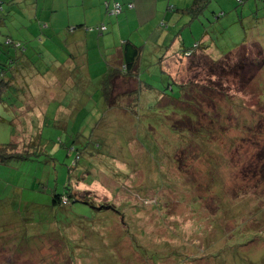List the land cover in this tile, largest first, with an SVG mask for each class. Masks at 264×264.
I'll return each mask as SVG.
<instances>
[{"label":"rangeland","instance_id":"obj_1","mask_svg":"<svg viewBox=\"0 0 264 264\" xmlns=\"http://www.w3.org/2000/svg\"><path fill=\"white\" fill-rule=\"evenodd\" d=\"M169 1L179 7L192 2ZM222 1L211 0L204 13L193 19L172 10H168L170 14L167 18L160 15L159 23L162 25L157 27L159 32L143 41V66L147 69L142 71V77L165 94L167 90L173 92L178 89L177 84H173L174 89L168 87L166 90L163 82H159L161 65L157 62L167 50L180 51L181 39L177 36L180 34L186 46L207 39L214 58L221 57L220 53L226 54L233 45L245 42L251 34L250 30L255 32L256 42L264 48V18L258 25L250 13V6L245 5L248 0H226L222 7L224 14L218 19L221 9L218 8L216 13L215 9ZM254 1L264 4V0ZM14 2L17 6L9 10L11 1H0V44H5L7 36L13 43L11 53L6 52L8 47L0 51V68L8 69L9 75L18 72L22 84L27 85V91L18 88L13 91L14 96L0 98V143L15 141L22 151L28 145L31 133L42 132L48 151L32 158L14 156L0 162V264H195L201 258L209 261L206 259L209 258L208 252L228 248L233 241L228 231L222 234V230L209 227L212 223L210 207L215 205V200L220 201L215 194L224 196L221 202L225 204L226 199L239 197L251 184L253 188L239 201L255 205L264 216V154L260 152L264 151V80H261V85L252 81L250 87L247 81H240L233 70L229 72L230 67L225 71L219 68L212 70L213 64L206 66L204 62L197 70L191 68V77L200 80L198 85L202 89H206L200 85L202 83L217 84V88L221 89L219 81L222 79V89L239 106L237 111H232L230 108H235L233 103L220 97L216 99L229 105L227 109L233 125L230 130L227 129V134L234 136L239 132L241 135L233 147L227 144L226 136L219 139L216 153L219 152L218 145H221L222 152L220 157L215 158L224 157V162L218 165L217 172L205 160L208 155L200 147L199 139L193 138L184 144L180 150V161L174 160L176 142H166L153 148L151 139H144L141 133L151 132L159 124L166 125L173 120L167 111L156 115V120L150 123H146L145 118H141L144 116L140 115L132 118L128 125L121 108H114L103 122L99 116L100 103H94L92 113L81 119V130L87 134L94 129V133L98 134L96 129L100 127L102 135L108 128L105 122L112 121L119 133L114 134L112 147L98 144V148L95 141L92 143L97 147L90 146L93 150L90 157L92 163L84 155L75 162L72 158L74 150L67 152V147L48 138L57 136L58 131L63 134L61 128H66L68 123L72 125L78 119L79 110L71 112L77 107L74 101L91 98L89 87L95 81L94 64L98 61L107 69L111 55L107 49H102L103 52L98 55L82 54L95 43L88 38L84 40H89V43H83L81 51L66 49L69 48L67 41L70 35L66 31L59 33L44 19L53 13L51 1ZM7 10L10 12L7 13ZM64 10L62 18L58 15L64 11L54 17L56 28L65 29L68 26L69 11L66 7ZM164 10H167V5ZM260 14H264V7L260 9ZM113 17H116L115 14ZM52 30L57 34L50 35ZM176 31L179 32L174 33ZM8 56L11 59L6 62ZM167 61H163L164 68H167ZM168 68L181 79H186V72L179 68L175 57ZM39 71L50 77L46 79L45 86L35 84L36 79L43 80ZM20 87L23 86L20 84ZM15 98L16 107L11 104ZM150 98L153 99L152 96ZM203 100L208 102L206 97ZM88 103H84L85 108L89 107ZM58 106L61 110H56ZM176 107L181 109L177 103ZM45 112L49 117L47 122L42 123ZM211 115L217 119L221 117L218 110H213ZM25 117L31 118L30 130H24L22 125ZM249 117L259 122L258 132L252 129L243 135L242 128L245 126L248 129V125L239 121L244 122ZM202 121L200 119V125ZM185 125L192 129L197 126L190 121ZM128 126L130 130L122 133ZM79 138L82 140V136ZM135 140L139 143L136 144ZM142 141L146 142V146L140 145ZM136 145L141 148L134 149ZM117 147L123 150L118 151ZM206 150L209 151V147ZM72 172L85 175L83 180L72 176L74 188L84 201L70 203L62 211L52 210L50 196L53 189L64 192L62 180ZM30 200L32 202L28 204ZM195 215L200 218L199 222L191 226ZM61 220H67L69 224L66 223L63 228ZM237 222L247 223L237 219L232 226ZM252 238L263 241L264 235L257 233ZM250 240L242 244L246 245ZM183 243L188 247L186 253L173 250L183 246ZM257 245L262 248L263 243L258 242ZM231 248L240 258V250L237 247H229L228 250ZM235 261L233 259L232 264ZM243 262L241 260L239 264ZM251 264L261 262L259 258H252Z\"/></svg>","mask_w":264,"mask_h":264},{"label":"trees","instance_id":"obj_2","mask_svg":"<svg viewBox=\"0 0 264 264\" xmlns=\"http://www.w3.org/2000/svg\"><path fill=\"white\" fill-rule=\"evenodd\" d=\"M116 1L120 2L121 4V10L119 12H113L112 10ZM210 2L211 0H192L190 5L183 7L176 6L175 9L180 11L182 15L188 16L190 19H193L196 17V15H198L199 12L201 13L203 9L208 8V4ZM104 3L109 7V0H105ZM14 4L16 6L15 2ZM130 4L131 3H123L119 0H114L110 9L113 14L118 16L120 15L118 13H122L125 7L129 8ZM12 5L13 3L9 7V10L11 9ZM9 10H7V13L10 12ZM262 18L264 17L260 16L255 19L258 25L260 24ZM89 31L94 32L96 35L88 37L89 40L93 39L95 43H93L91 47L87 49V51L85 52L87 55H98L99 53L103 52L102 49H107L109 54L115 50V45H117L122 48L123 58L119 57L120 59L115 63H110V60L113 59H109L107 69H103V72L105 73L103 76L98 75L96 77L95 73V81L91 84V87H89L92 90L91 98L83 97L80 102L79 100L74 101L77 104V107L73 108L71 112L73 113L75 112V110H79L77 112L78 119H75V122L72 125L68 123V126L66 128H61V131H64L63 134L65 135L60 134L61 132L58 131L57 136L50 137L48 139L52 141L54 140V142L60 146L67 147V152L74 150L72 158H74L75 162L80 160L81 156L83 155L88 159V162H91L90 157L93 150L90 148V146L92 148H100L98 144H103L106 147H112L111 140L115 138L114 134L119 133L118 128L113 125L112 121H106L105 124L108 125V128L103 131L102 135H100V127L96 129L98 134L94 133V129H92L91 132L84 134V132L81 130L80 121L81 119H84L89 113H92L90 111L93 110L92 105L94 103L102 104V106L100 107V113L102 112V115H99L102 120H106V118H108V115L106 116V118L104 117V110H107V108L110 114L113 108L123 109L124 106H127V108L131 112L130 114H124V118H127L126 121L128 122V125L132 118L138 117L140 115L144 116L141 118H145L146 123H150L151 120H156V115H161L164 111H167L170 116L172 115L171 117L173 118V120H170L166 125L159 124L151 132L141 133L144 134V139L146 140L147 138H150L151 146L153 148L165 145L166 142H176L177 144L175 145L174 160L177 161H180V150L183 148L184 144L188 143L193 138L199 139L201 143L200 147L203 148V152L208 155L205 156V160L210 164V166L214 167L217 172V169L220 166L219 164L224 162V157L215 158L220 157L219 153L222 152L221 145H218L219 152L218 154L216 153V145L220 144L219 139H223L226 136L227 144H229V147H233L238 139H241V135L239 134V132L235 133L234 136H232L231 134H227V129L230 130L231 126L233 125V122L229 119L230 111L229 109H227V106L229 108V105L221 104L220 102L216 101V99L220 97L227 102L233 103L235 108H230L232 111L233 109H236L237 111V109H239V106L232 100L231 96L228 95V92L222 89V79L218 77L220 79L219 84H221V89L217 88V84L212 86L203 83L200 85L206 87V89H202L198 85L200 80L192 78L190 75V71L192 67L197 70V68H199L205 62L206 66L207 64H209L210 66L213 64L215 68L212 67V70L219 68L221 69V71H225V68L230 67L229 72L233 70V74L239 77L240 81H247V84L250 87L252 81H256L260 84V79L262 77L261 69L264 66V48L256 42L255 36H251L252 34H255V32L247 36L244 40L245 42H239L233 45L230 49H228V52L226 54H224V52L220 53L222 56L219 58H214L215 56L212 57L209 46L210 44L206 39L198 40L194 45L190 47L181 45L180 51L176 52L175 61L178 62L179 68L186 72V79H181L177 76V74L172 73L168 67L164 68L162 58H164L165 56H161L160 62H157L161 65V81L159 82H163L166 90L168 87L174 89L173 84H177L178 89L174 90L173 92H169L167 90L166 94L162 91V98L150 101V88L158 87L142 77V71L147 69L146 66H143L145 56L144 44L138 43L129 37H123L122 29L119 26L114 28L109 23L99 24L97 26L89 28L88 32ZM55 34L57 33L52 30L50 35ZM125 34L128 35L127 32H125ZM50 35L48 37H50ZM7 37L8 40L5 42V44H0L1 52L5 47H8L6 51L7 53L11 51L10 46L13 43L11 38L9 36ZM89 40H83V43L88 44ZM108 40L110 42V46L106 48L104 47L103 43L108 42ZM14 45L16 46V44ZM188 50H192V52L190 55L186 56L184 52ZM10 59L11 57L8 56L6 62H9ZM97 63L100 62L97 61ZM9 67L12 66L9 65ZM96 68L97 66L95 67V69ZM7 71L8 69L4 67L0 68V98H10L11 96H14V94L12 93L18 88L23 92H26L27 90L25 89L27 88V85L22 84L19 73L13 72L9 75ZM39 74H43V80L39 81L38 79H36L35 84L41 83L43 84V86H45V82L47 81L46 79H49L50 77L47 76L45 72L42 73L39 71ZM128 76L131 80H134L136 82L137 87L131 88L128 95L124 96L123 90H118V87L119 84L122 83V80L126 79ZM20 84L23 87H20ZM243 85L245 86V83H243ZM260 87L262 88V86ZM28 90L30 91V89ZM100 91H102V94L100 93ZM100 95L104 97V102H102ZM60 96L61 94L58 97ZM204 97L208 99L207 103L204 102ZM167 100L174 103H170ZM85 102H89V107H84ZM176 103L181 107L180 110H178V107H176ZM11 104H15L14 107H16V98ZM69 104H72V100ZM91 106L92 109L89 110ZM60 108L61 107L58 106L56 110H59ZM149 109H151L150 112L147 111ZM213 110H218L221 114V117L217 119L214 117V115H211L213 114ZM139 112H141V114H139ZM223 112H226V114H223ZM43 117L44 118L42 120V123L47 122V119L49 117L48 113L45 112L43 114ZM200 119L203 120V123H201V125ZM251 119L252 118L249 117L244 122L239 121V123L242 125H248V129L245 126L242 128L243 135L247 132H250L249 130L252 129L258 132L257 129L259 127V122H255L254 119H252V121L250 122H247ZM188 121H190L193 126H196L197 124L196 128L192 129L187 127V125L185 124ZM129 130L130 127L128 126L127 129L122 130V133H127V131ZM194 131H196V136H194ZM139 134L140 132L137 133L136 136ZM80 136H82V140L79 138ZM94 141L96 142L97 147L93 146L92 143ZM208 141L211 142L208 143ZM135 143L138 144L139 142L135 140ZM17 145L20 147L19 143L15 141H7L3 144L0 143V162L6 161L8 158L14 156H24L27 158H32V156L36 157L39 154L43 155L48 151L46 148L47 140L43 137L42 132L31 133V139L28 145L24 146L22 151L17 147ZM41 145H43V147H41ZM140 145L146 146V142L142 141L140 142ZM140 145H136L134 149L141 148ZM213 145L215 147H213ZM208 147L209 151L206 150ZM116 150L120 151L123 150V148L117 147ZM260 152L264 154V151ZM214 154H216V156H214ZM210 159H212L213 161ZM72 176L76 179L80 178L81 180H83L85 175L80 176V174L77 175V173L72 172L71 174L69 173L66 177L63 178L62 182L64 183V192H59L56 189H53L51 193L50 199L51 204L53 205L52 210L62 211L63 208L70 203L84 201V199L80 197V194L77 193L76 189L74 188L75 184L72 182ZM219 187L221 188V184H219ZM251 188L253 187L250 184L246 188L245 192L242 193V195L240 194L239 197L231 196V200L229 198L226 199V206L221 202L223 201L224 196H222L220 193L215 194V196H217L220 201L215 200V205L210 207L211 210L209 215L212 223L209 225V227L216 228L217 230H222V234H225V232L228 231L229 235H232L233 237V241L232 243L229 242L231 244L228 246V248L237 247L241 252L240 258H238L239 256L236 255L235 251H233L232 248L231 250H228L227 247H222L214 252H208L210 253L209 258L206 259H208L209 261L201 258L203 260L200 259V261H198L200 264H232L233 259L236 260L235 264H239L241 260H244L243 264H251L252 258H259L261 264H264V239L263 241H259L252 238L257 233H262L264 235V216L260 214V210H258L255 205L251 204V206H255L251 207L249 206V202L239 201L242 197L247 196V191ZM54 192L56 193L52 197ZM80 192L82 193V190ZM250 196H252V194ZM31 202L32 201L30 200L28 204H30ZM86 203H89V200H86ZM89 204L92 205L91 203ZM110 206L111 204L108 205V207ZM199 219L200 218L195 215L190 225H195L199 222ZM237 219L243 220L247 223L241 224L237 222L232 226V223L236 222ZM61 222H63V228L66 223L69 224V221L67 220H61ZM185 225L187 224L185 223L184 227H186ZM227 226L228 228H226ZM230 227L232 228L229 229ZM249 238H251V240L246 245H243L242 243H244V241H247ZM258 242L263 243L262 248L260 247V245H257ZM182 245L183 246L179 245L173 250H181L186 253V249L188 247L184 243ZM213 254H216L217 256H213ZM198 262H196L195 264H197Z\"/></svg>","mask_w":264,"mask_h":264},{"label":"crops","instance_id":"obj_3","mask_svg":"<svg viewBox=\"0 0 264 264\" xmlns=\"http://www.w3.org/2000/svg\"><path fill=\"white\" fill-rule=\"evenodd\" d=\"M10 1L11 4L13 3L11 8H15L17 6V5L15 6L14 4L15 0H10ZM49 1H51L50 6H53L54 9L52 10L53 12L52 14H48L47 17L44 18L45 21L50 23V25L52 24L54 29L59 33L62 34L63 31H66V33L70 35L69 37L70 39L67 41L69 48L66 49H70V50L78 49L79 51L82 50L81 45L83 44V40L85 38L96 35L92 31L88 32V29L91 26H97L102 23L105 24L109 23L114 28L119 26L123 31V37H129L138 43H143L145 39H147L148 37H152L153 35L159 32L157 27H160L162 25L161 23H159L160 15H164V17L167 18L168 15L170 14L168 10L181 13L180 11L175 9L176 7L175 4H170L169 0H119L123 3H133V6L129 8L125 7L124 11L120 15L118 16L115 15L116 17H113V13L110 9L112 2L114 0H109L110 1L109 7L104 3L105 0H89L88 2L86 0H49ZM244 1L245 0H242L241 2ZM253 2L255 1L248 0L245 4V5L248 4L250 6V13L253 19L255 20L260 16L264 17V14H260V9L264 7V4L260 2H255V3ZM225 4H226V0L216 5L215 13L218 8L221 9V13L218 15V19H220L221 17L220 15L224 14L223 11L224 9L222 7ZM166 5H167V10H164V7ZM187 5L190 4H186V6ZM64 7H66L69 11V16L67 17L68 26H66L65 29L56 28V26L53 24L54 17L60 14L62 11H64L63 14L58 15V17L62 18V16L65 15ZM206 9L207 8L203 9L201 13L199 12L198 15H196V17L199 16L200 14H203ZM77 14L79 15L76 16ZM36 15H38V13H36ZM62 24L64 23L62 22ZM125 32H127L128 35L125 34ZM178 32L179 31H176L174 33H178ZM208 32H209L208 34H210V30H208ZM253 32H254L253 30H250V33ZM253 35L254 34H252L251 36ZM104 36H108V35H104ZM177 36L181 39L179 46L181 45L186 46L184 44L181 34ZM197 41H195V43ZM185 42L187 43L186 40ZM103 44L104 47L106 48L110 46L109 40L108 42ZM186 47H190V46H186ZM68 54L70 53L68 52ZM82 54H86V53H82ZM109 55H111L109 59H113L110 60V63L112 62L115 63L117 60L120 59L119 57L123 58L122 48L120 46L115 45V50L109 53ZM175 55H176V50H171V49L167 50V52L164 55L165 57L162 58V63L164 60H168L167 61V67H168L169 65H171L172 58L176 57ZM96 66L97 68L95 69ZM93 68L95 69L96 77L98 75L103 76L105 74L103 72L104 68L101 63H97L96 61ZM171 72L174 73L173 71ZM261 74L262 77L260 80H264V71H262ZM134 83L135 81L131 80L128 76L126 79L122 80L121 84H119L118 90L120 89L123 90L124 96H127L131 88L137 87V85H134ZM100 93L102 94V91H100ZM151 96L153 97V99L150 98ZM100 97L102 99V102H104V97H102L101 95ZM162 97H163L162 90L156 87L150 88V94H149L150 101H153L155 99H160ZM59 110H61V108ZM123 111L126 114L131 113L130 110L127 108V106L123 107ZM100 114L102 115V112ZM107 115H109L108 108L107 110H104V117L106 118ZM30 120L31 118H27V117H25L22 120V125L24 126V130L25 129L30 130L32 128Z\"/></svg>","mask_w":264,"mask_h":264},{"label":"built area","instance_id":"obj_4","mask_svg":"<svg viewBox=\"0 0 264 264\" xmlns=\"http://www.w3.org/2000/svg\"><path fill=\"white\" fill-rule=\"evenodd\" d=\"M132 6H133V3L130 4V7H132ZM112 10H113V12L114 11H118L119 12L121 10L120 2L116 1ZM191 52H192V50L191 51L188 50V51H186L185 55L188 56V55L191 54Z\"/></svg>","mask_w":264,"mask_h":264},{"label":"clouds","instance_id":"obj_5","mask_svg":"<svg viewBox=\"0 0 264 264\" xmlns=\"http://www.w3.org/2000/svg\"><path fill=\"white\" fill-rule=\"evenodd\" d=\"M92 27H94V26H91L90 28H92ZM185 54V53H184Z\"/></svg>","mask_w":264,"mask_h":264}]
</instances>
